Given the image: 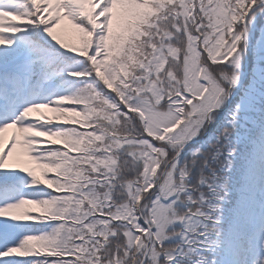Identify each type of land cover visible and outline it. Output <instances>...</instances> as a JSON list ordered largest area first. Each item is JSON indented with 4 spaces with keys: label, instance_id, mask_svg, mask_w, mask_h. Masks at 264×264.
<instances>
[{
    "label": "snow or ice",
    "instance_id": "snow-or-ice-1",
    "mask_svg": "<svg viewBox=\"0 0 264 264\" xmlns=\"http://www.w3.org/2000/svg\"><path fill=\"white\" fill-rule=\"evenodd\" d=\"M0 264H264V0H0Z\"/></svg>",
    "mask_w": 264,
    "mask_h": 264
},
{
    "label": "rangeland",
    "instance_id": "rangeland-1",
    "mask_svg": "<svg viewBox=\"0 0 264 264\" xmlns=\"http://www.w3.org/2000/svg\"><path fill=\"white\" fill-rule=\"evenodd\" d=\"M66 38L71 40H75V35L71 32V30L68 31V33L66 34ZM44 111H48V110H44ZM49 115H53L52 113H48ZM37 115H39V113H37ZM10 131V130H9Z\"/></svg>",
    "mask_w": 264,
    "mask_h": 264
}]
</instances>
